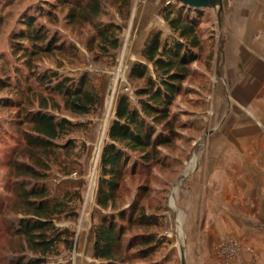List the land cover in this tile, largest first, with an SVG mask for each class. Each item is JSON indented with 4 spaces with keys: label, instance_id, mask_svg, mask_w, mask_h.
Returning <instances> with one entry per match:
<instances>
[{
    "label": "rangeland",
    "instance_id": "1",
    "mask_svg": "<svg viewBox=\"0 0 264 264\" xmlns=\"http://www.w3.org/2000/svg\"><path fill=\"white\" fill-rule=\"evenodd\" d=\"M53 1L0 0V86L7 76L13 80L16 70L23 71L12 48L21 22L37 17ZM104 3L107 15L101 21L122 28L112 57H98L88 49L93 34L89 26H73L64 14H58L57 24L36 19L77 51V57L43 58L36 69L57 70L74 79L86 74L101 99L98 110L87 117L53 112L87 128L74 136L86 145L80 165L71 175L56 166L50 173L54 194L79 190L82 203L76 221L57 224L74 232V249L47 264H103L92 257L97 218L132 209L157 224L125 232V240L151 238L145 246L124 243L130 257L126 264H264V252L254 246V231L264 233V219L258 220L255 212H264V0H229L222 33L213 10H197L202 15L197 30L202 48L170 108L173 133L149 166L136 157L131 160L128 171L133 162L136 171L121 182L114 211L97 205L101 151L119 96L135 101L138 82L130 81L129 74L134 65L145 63L141 51L146 39L156 31L167 36L170 30L161 17L166 0H132L127 21L110 1ZM17 102L13 89H0V264L20 255L21 246L6 231L16 217L10 210L1 211L7 164L22 143L14 121ZM24 108L35 109L36 103ZM141 249L143 257L136 254Z\"/></svg>",
    "mask_w": 264,
    "mask_h": 264
},
{
    "label": "trees",
    "instance_id": "2",
    "mask_svg": "<svg viewBox=\"0 0 264 264\" xmlns=\"http://www.w3.org/2000/svg\"><path fill=\"white\" fill-rule=\"evenodd\" d=\"M106 1L116 8L123 21L129 19L132 0ZM45 5L37 17L21 22L14 34L12 48L19 54L23 71L16 70L14 79L10 81L7 76L0 86L13 89L18 98L19 115L14 121L19 124L22 140L7 164L9 172L3 185L7 195L1 211L10 210L16 217L6 231L21 245L20 255L8 264H47L50 258L74 249V232L57 224L78 219L81 192L66 190L54 194L48 183L52 167L71 175L80 165L86 145L74 136L85 131L87 125L56 117L53 112L63 110L83 118L95 113L101 102L88 75L74 79L57 70L36 69V63L46 57H77L73 44H65L60 35L36 19L57 24L58 14H64V20L73 26H89L93 34L88 49L98 57H112L122 33L119 24L101 21L107 15L104 0H54ZM161 17L170 34L163 36L156 31L146 39L141 51L145 63L134 65L129 74L130 81L138 82L135 101L124 94L119 96L101 151L97 205L104 210H115L121 182L128 173L136 171L134 162L131 172L128 171L131 160L136 157L139 164L149 166L158 149L167 145L173 133L170 108L190 75V65L199 60L202 40L197 30L201 12L183 8L175 1L162 9ZM35 103V109L24 108V104ZM155 224L153 218L135 209L97 218L93 259L103 264H126L130 257L124 243L145 246L151 238L135 235L125 240V232L132 226L147 228ZM144 253L141 249L136 254L143 257Z\"/></svg>",
    "mask_w": 264,
    "mask_h": 264
},
{
    "label": "water",
    "instance_id": "3",
    "mask_svg": "<svg viewBox=\"0 0 264 264\" xmlns=\"http://www.w3.org/2000/svg\"><path fill=\"white\" fill-rule=\"evenodd\" d=\"M183 8L193 10H213L218 20V28L223 32L226 16L229 13V0H175Z\"/></svg>",
    "mask_w": 264,
    "mask_h": 264
},
{
    "label": "crops",
    "instance_id": "4",
    "mask_svg": "<svg viewBox=\"0 0 264 264\" xmlns=\"http://www.w3.org/2000/svg\"><path fill=\"white\" fill-rule=\"evenodd\" d=\"M255 139V138H254ZM258 204V202H257ZM262 205V204H261ZM258 206V205H257ZM264 207V206H263ZM257 211V212H256ZM255 212L257 213V218L258 220H262L264 219V212H260L259 208H257V210H255ZM250 243V242H249ZM254 246L257 247L258 249L260 248V251L264 252V233H261V231L257 232L254 231ZM256 250V249H255ZM264 258V254L261 257V260ZM258 263V262H257Z\"/></svg>",
    "mask_w": 264,
    "mask_h": 264
},
{
    "label": "built area",
    "instance_id": "5",
    "mask_svg": "<svg viewBox=\"0 0 264 264\" xmlns=\"http://www.w3.org/2000/svg\"><path fill=\"white\" fill-rule=\"evenodd\" d=\"M175 0H166V5L172 4Z\"/></svg>",
    "mask_w": 264,
    "mask_h": 264
}]
</instances>
